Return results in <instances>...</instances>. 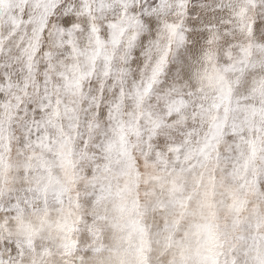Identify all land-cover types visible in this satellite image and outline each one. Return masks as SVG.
Returning <instances> with one entry per match:
<instances>
[{
	"label": "snow or ice",
	"instance_id": "snow-or-ice-1",
	"mask_svg": "<svg viewBox=\"0 0 264 264\" xmlns=\"http://www.w3.org/2000/svg\"><path fill=\"white\" fill-rule=\"evenodd\" d=\"M0 264H264V0H0Z\"/></svg>",
	"mask_w": 264,
	"mask_h": 264
}]
</instances>
